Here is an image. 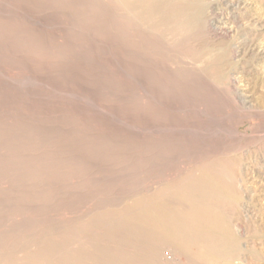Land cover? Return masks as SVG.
<instances>
[{
    "label": "rangeland",
    "instance_id": "obj_1",
    "mask_svg": "<svg viewBox=\"0 0 264 264\" xmlns=\"http://www.w3.org/2000/svg\"><path fill=\"white\" fill-rule=\"evenodd\" d=\"M125 1L0 0V264H202L161 249L137 216L156 202L183 211L207 172L245 204L214 202L247 238L237 264H264V31L244 27L264 0L191 26ZM219 49L226 61L205 58Z\"/></svg>",
    "mask_w": 264,
    "mask_h": 264
},
{
    "label": "bare ground",
    "instance_id": "obj_2",
    "mask_svg": "<svg viewBox=\"0 0 264 264\" xmlns=\"http://www.w3.org/2000/svg\"><path fill=\"white\" fill-rule=\"evenodd\" d=\"M128 0H126L125 2H127ZM136 1H138V2H140L141 4H143L142 6H140L141 8L144 6V5H147V6H155L156 8H159V7H162L163 5H167L168 7H170L171 9V17H177V18H180L181 20H182V22L183 23H185V24H187V25H189V26H191V25H199V24H201V22L202 21H204V19H205V13H206V11H207V9L208 8H213L214 7V10L216 11V10H219L220 9V7L222 8V6H226V8H228V10H232V9H234L235 7V9H237L238 8V4H237V6H236V3H234V0H136ZM252 1V0H251ZM259 1V0H258ZM129 2V1H128ZM131 2H132V0H131ZM137 2V3H138ZM175 2H179V3H181L180 5L178 4L177 6H172V5H174V3ZM248 2H249V0H245V2H244V4L246 3V4H248ZM255 2V1H254ZM253 2V3H254ZM119 3H120V1H119ZM122 3V2H121ZM133 3V2H132ZM252 3V2H251ZM256 3V2H255ZM258 3V2H257ZM256 3V4H257ZM123 4V3H122ZM129 4V3H128ZM134 4H136V3H134ZM133 4V5H134ZM245 4V5H246ZM124 5V4H123ZM125 5H127V4H125ZM176 5V4H175ZM251 5V4H250ZM253 5V4H252ZM255 5V4H254ZM126 7V6H125ZM124 7V8H125ZM130 7H131V5H130ZM134 7V6H133ZM254 7V6H253ZM252 7V8H253ZM260 7V9L259 8H257V9H259V11H253V13L251 12H246V13H244V16L246 17L245 18V20L247 21L246 23L244 22V27L246 26V28H248L249 30H251V31H256V32H259V31H264V5L263 6H259ZM144 8V7H143ZM142 8V9H143ZM146 8V7H145ZM225 8V9H226ZM249 8V7H248ZM132 9H134V8H131V11H133ZM138 9V8H137ZM149 9V8H148ZM161 9V8H160ZM225 9H223V10H225ZM136 10V9H135ZM139 10V9H138ZM227 10V11H228ZM242 10H244V9H242ZM247 10V9H246ZM128 11V10H127ZM143 11V10H142ZM158 11V10H157ZM129 12V11H128ZM136 12V11H135ZM134 12V13H135ZM155 12V11H154ZM210 12V11H209ZM218 12V11H217ZM234 12V11H233ZM169 13H170V11H169ZM212 13V12H211ZM211 13H209V14H211ZM219 13V12H218ZM217 13V14H218ZM224 13V12H223ZM222 13V14H223ZM141 14H143V13H141ZM147 14V13H146ZM208 14V15H209ZM229 14H231L230 12H229ZM228 14V15H229ZM234 14V13H233ZM131 15V14H130ZM133 15V14H132ZM144 15H145V13H144ZM152 15V14H151ZM150 15V16H151ZM238 15V14H237ZM236 15V16H237ZM159 16H160V14H159ZM169 15H168V12H167V17H168ZM219 16H221V15H219ZM230 16V15H229ZM241 16V15H240ZM243 16V15H242ZM170 17V16H169ZM234 17V16H233ZM152 18H153V16H152ZM166 17H165V15L163 16V21H164V19H165ZM176 18V19H177ZM215 18H217V16L215 17ZM214 18V19H215ZM222 18V17H221ZM141 19V18H140ZM139 19V20H140ZM144 19V18H143ZM147 19V18H146ZM168 19V18H167ZM155 20V19H154ZM156 20H158L157 18H156ZM218 20V19H217ZM222 20V19H221ZM160 21V20H159ZM171 21V20H170ZM208 21V20H207ZM223 21V20H222ZM230 21V20H229ZM149 22V21H148ZM156 22V21H155ZM158 22V21H157ZM161 22V21H160ZM168 22V21H167ZM175 22H176V20H175ZM179 22V21H178ZM215 22V21H214ZM218 22V21H217ZM223 22H225V21H223ZM163 24V23H162ZM174 24V23H173ZM208 24H209V22H208ZM217 24V23H216ZM232 24V23H231ZM164 25H165V23H164ZM167 25V24H166ZM170 25V27H171V24H169ZM227 25V24H226ZM239 25V24H238ZM163 26V25H162ZM182 26V25H181ZM211 26V25H210ZM215 26V25H214ZM217 26V25H216ZM230 26V25H229ZM151 27V26H150ZM154 27V26H153ZM167 27V26H166ZM169 27V26H168ZM205 27H207L206 26V24H205ZM217 27H219V26H217ZM163 28V27H162ZM208 28H209V26H208ZM222 28H223V30H224V27L222 26ZM221 27H220V29L219 30H221L222 29ZM228 27H226L225 26V29H227ZM233 28H234V26H233ZM233 28H230L231 30H233ZM195 29H196V27H195ZM201 29V28H200ZM211 29V28H210ZM216 29V28H215ZM229 29V28H228ZM229 29V30H230ZM222 30V31H223ZM166 31V30H165ZM172 31V30H171ZM176 31V30H175ZM211 31V30H210ZM215 31V30H214ZM216 31H217V29H216ZM225 31V30H224ZM228 31V30H227ZM250 31V32H251ZM221 32V31H220ZM230 32V31H229ZM235 32V31H234ZM169 33V32H168ZM172 33V32H171ZM212 33V32H211ZM226 33V32H225ZM232 33V32H231ZM242 33V32H241ZM252 33V32H251ZM183 34V33H182ZM205 34V33H204ZM215 34V33H214ZM218 34V33H217ZM223 34V33H222ZM227 34V33H226ZM230 34V33H229ZM237 34V33H236ZM258 34V33H257ZM176 35V34H175ZM245 35V34H244ZM243 35V36H244ZM247 35V34H246ZM178 36V35H177ZM216 36H218V35H216ZM224 36H225V34H224ZM231 36H232V34H231ZM242 36V35H241ZM242 36V37H243ZM254 36V35H253ZM258 36V35H257ZM220 37H221V35H220ZM241 37V38H242ZM252 37V36H251ZM201 38V37H200ZM218 39H219V37H217ZM224 38V37H223ZM232 39V38H231ZM245 39H246V37H245ZM249 39V38H248ZM262 39V38H261ZM249 41V40H248ZM206 42V41H205ZM241 42V41H240ZM242 43V42H241ZM263 43V42H262ZM237 45V44H236ZM264 45V44H263ZM200 46V45H199ZM213 46V45H212ZM227 46V45H226ZM233 46V48H234V45H232ZM238 46V45H237ZM240 46V45H239ZM225 47V46H224ZM260 47V46H259ZM201 48V47H200ZM211 48V47H210ZM232 48V49H233ZM241 48V47H240ZM240 48H237V49H239L240 50ZM258 48V47H257ZM264 48V47H263ZM215 49V48H214ZM231 49V52L232 53H234L235 52V50H237V49H233L232 50ZM253 49H255V48H253ZM239 50H237V53H240L239 52ZM251 51H252V49H251ZM258 51V50H257ZM250 52V51H249ZM228 53V52H227ZM236 53V52H235ZM235 53H234V55H235ZM258 53H260L261 55H263L264 54V50H261L260 52L258 51ZM202 55V54H201ZM226 50L225 49H219V51L218 52H215L214 50H210L209 52H208V54L205 56V58L208 56V58L211 60L210 62H215V61H221V60H225V58H227L226 57ZM229 55H231V54H229ZM233 55V54H232ZM239 55V54H238ZM248 55V54H247ZM204 56V55H203ZM202 56V57H203ZM201 57V56H200ZM201 57V58H202ZM229 57V56H228ZM233 57V56H232ZM250 56H248V58H249ZM201 58H200V62H201ZM237 58H238V56H237ZM244 58V57H243ZM242 58V59H243ZM203 59V58H202ZM231 59V58H230ZM204 60H206V59H204ZM233 60V59H232ZM240 60V59H239ZM239 60H237V61H239ZM209 60L207 59V62H208ZM226 61V60H225ZM231 61V60H230ZM202 62L205 64V62L202 60ZM206 62V64L205 65H207V64H209V63H207ZM221 62H223V61H221ZM220 62V63H221ZM233 62V61H232ZM235 62V61H234ZM217 63V62H216ZM229 63V62H228ZM238 63V62H237ZM230 64V63H229ZM209 66V65H208ZM215 66V68L217 67L216 65H214ZM222 66V65H221ZM221 66H218L217 68H221ZM239 66V65H238ZM212 67H213V65H212ZM240 68V67H239ZM222 69V68H221ZM231 69V68H230ZM219 70V69H218ZM260 71V70H259ZM220 73V72H219ZM224 73V71L223 72H221L220 73V75L221 74H223ZM233 75V74H232ZM260 75V74H259ZM226 76H228V75H226ZM230 76H231V74H230ZM220 77V76H219ZM231 77H233V76H231ZM226 78V77H225ZM219 79V78H218ZM235 79V78H234ZM237 79V78H236ZM222 80V79H221ZM230 80V79H229ZM262 80V79H261ZM231 81V80H230ZM233 81V80H232ZM241 81V80H240ZM248 81V80H247ZM233 84V83H232ZM240 84V83H239ZM238 85V84H237ZM236 85V86H237ZM240 86V85H239ZM237 88V87H236ZM248 88V87H247ZM232 89V88H231ZM232 90H234V89H232ZM240 91V90H239ZM249 91V90H248ZM239 95V94H238ZM241 96H243V98H245V100H248V99H250L251 97L249 96H247L246 94H244V95H241ZM238 98V97H237ZM239 101V100H238ZM241 101H243V100H241ZM244 102V101H243ZM259 103V102H258ZM248 106V105H247ZM236 164V163H235ZM214 165H217V164H214ZM220 165V164H219ZM219 165H218V167H219ZM227 165V164H226ZM226 165H224V166H226ZM208 166H210V165H208ZM231 166V165H230ZM229 167V166H228ZM231 167H233V166H231ZM235 167V166H234ZM240 167V166H239ZM211 168H213V167H211ZM215 168H217L216 166H215ZM214 168V169H215ZM221 168V167H220ZM241 168V167H240ZM219 169V168H218ZM231 169V168H230ZM236 169V168H235ZM246 169H248V168H246ZM213 170V169H212ZM239 170V169H238ZM243 169H241V171H242ZM264 170V169H263ZM262 170V171H263ZM226 171H228V170H225L224 172H226ZM214 172H215V170H214ZM230 172V174H231V172H232V174L234 175L235 173H233V171H229ZM235 172V171H234ZM243 172V171H242ZM212 173V172H211ZM217 172H215V174H216ZM223 173V172H222ZM222 173H220V174H222ZM215 174L213 175V174H209L208 172H207V174H205L203 177H202V179L195 185V184H193V185H195L194 187H188L187 189H185L184 190V192L183 193H181V189L180 190H177V192L179 191L181 194H180V200H181V202L184 204L183 206H185V208H184V210L183 211H181V207L182 206H179V205H177V206H179L180 207V209L177 207L176 209H179L178 211H176V210H171L172 208L171 207H173V209L176 207H174V205L173 206H171V207H167V206H165V204L163 205V204H160L159 205V203H161V202H156L155 203V205L156 206H153V204H151V202L149 201V203L152 205V207L150 208V206H149V208H147V205H146V208H143V207H141V205L140 204H136V205H134L135 206V208H136V206L138 205H140V209L141 208H143V209H146V211H141L142 212V214L138 211V213H140L141 215L140 216H137L136 214V216L137 217H139V221L137 220V218H136V220L138 221V222H141L142 224H143V226H142V228L143 227H149L150 228V232L152 233V238L153 237H155V239H154V241H156V238H158L157 239V241H159L160 240V243L161 242H163V246H164V244H170V245H172L173 247H175V248H178L179 250H180V252L184 255V256H186L189 260L188 261H190V260H197V261H200V262H202V264L203 263H211V264H214V263H222V264H235V262L236 261H241V260H243V258L245 257L244 256V253H247L246 251H248L249 249H247L246 247H245V245L243 246L242 244H241V242H240V240L241 239H244V241L247 239V238H244L243 236H241V237H243V238H241L240 239V237L238 236V231L236 232L235 231V229H234V226H233V224H232V218H234L233 216L229 219L227 216H226V214H224V212H223V209H222V207H224V206H222L221 208H220V206H217L216 204H214V202H215V200H218V202H222V201H226V202H228L227 203V205L228 204H231L234 208H236L234 205H244V207H245V204H243V199H242V195L241 194H239V193H237L236 191L238 190L237 189V186H234L233 184L231 185V183H229V178H225V177H223V176H215ZM231 174V175H232ZM238 174H240V173H238ZM242 174V173H241ZM263 174V173H262ZM198 176V175H197ZM201 176V175H200ZM200 176L198 177V178H200ZM240 177V176H239ZM238 177V178H239ZM241 177H242V175H241ZM264 177V176H263ZM197 178V177H196ZM245 178V177H244ZM193 179L194 178H192L191 180L193 181ZM235 180V179H234ZM243 180V179H242ZM236 181V180H235ZM235 181L233 182V183H235ZM237 181H239V180H237ZM189 182V181H188ZM195 182H197V181H194V183ZM239 182H242V181H239ZM243 183H244V181H243ZM262 183V182H261ZM191 184V183H190ZM247 184V183H246ZM184 185V184H183ZM248 185V184H247ZM186 186V185H185ZM239 186V185H238ZM241 186H243V185H240V187ZM234 187H236V189L237 190H235L234 189ZM240 187H238V188H240ZM245 186H243L242 188H244ZM248 187V186H247ZM245 189H247V188H245ZM245 189H244V191H245ZM250 189V188H249ZM173 190H175L176 191V189H173ZM169 191V188H168V190H167V192ZM174 191V192H175ZM242 191H243V189H242ZM242 191H240V192H242ZM171 192V191H170ZM173 192V191H172ZM173 192V193H174ZM250 192V191H249ZM248 192V193H249ZM164 193V192H163ZM173 193H171V194H173ZM176 193V192H175ZM174 193V194H175ZM245 193V192H244ZM161 194V193H160ZM170 194V195H171ZM173 194V195H174ZM257 194V193H256ZM163 195V194H162ZM166 195H169V194H164V196H166ZM176 195V194H175ZM241 195V196H240ZM253 195V194H252ZM162 197V199L163 198H165V197H163V196H161ZM172 197H176V198H178L177 197V195L176 196H172ZM155 198V197H154ZM171 198V197H170ZM244 198V197H243ZM246 198V197H245ZM256 198V197H255ZM153 199V198H152ZM161 199V198H160ZM159 199V200H160ZM161 199V200H162ZM166 200L168 199V197L167 198H165ZM164 199V200H165ZM160 200V201H161ZM178 200V199H177ZM155 201H158V197H157V200H155ZM247 200L245 199V202H246ZM147 202V201H146ZM166 202V201H165ZM169 202V201H168ZM178 202V201H177ZM180 202V203H181ZM217 202V201H216ZM225 202V203H226ZM244 202V203H245ZM248 202V201H247ZM141 203V202H140ZM145 203V202H144ZM171 204H172V202H170ZM174 203V202H173ZM250 203V202H249ZM262 203V202H261ZM144 204H142V206H143ZM167 205V204H166ZM168 205H169V203H168ZM226 205V204H225ZM249 205V204H248ZM247 205V206H248ZM133 206V207H134ZM145 206V205H144ZM230 206V205H229ZM242 206H240V209H241V207ZM247 206H246V210H247ZM132 207V208H133ZM226 207V206H225ZM138 208V209H139ZM171 208V209H170ZM228 208V207H227ZM226 208V211L228 210ZM230 208V207H229ZM148 209V210H147ZM239 209V210H240ZM136 210V209H135ZM229 210H232V209H229ZM244 210H245V208H244ZM255 210V209H254ZM226 211H225V213H226ZM236 211H238L237 209H236ZM235 211V212H236ZM243 211V210H242ZM134 212V209H133V211H132V213ZM137 212V211H136ZM131 213V214H132ZM137 213V214H138ZM227 213H228V211H227ZM231 213V212H230ZM233 213V212H232ZM237 214V213H236ZM253 214V213H252ZM134 215V216H135ZM238 215V214H237ZM244 215V214H243ZM132 216H133V214H132ZM131 216V217H132ZM135 216V217H136ZM231 216V215H230ZM234 216H235V219H236V215L234 214ZM248 216V215H247ZM130 217V216H129ZM128 217V218H129ZM135 217H133V218H135ZM238 217H239V215H238ZM246 217V216H245ZM254 217H256V216H254ZM240 218V217H239ZM259 218H260V216H259ZM130 219V218H129ZM232 219V220H231ZM235 219H234V223H235ZM126 220V219H125ZM128 220V219H127ZM132 220H134V219H132ZM136 220H134L135 222H137ZM237 220V219H236ZM130 221V220H129ZM128 221V222H129ZM238 221V220H237ZM125 222H127V221H125ZM128 222H127V224H128ZM133 222V221H132ZM132 222L130 223V225L132 224ZM242 222V221H241ZM136 224V223H135ZM141 224V225H142ZM238 225H239V223H237ZM257 224V223H256ZM129 225V224H128ZM132 225H134V224H132ZM131 225V226H132ZM136 225H139L138 223L136 224ZM144 225H146V226H144ZM247 225V224H246ZM130 226V227H131ZM235 226H236V224H235ZM240 226H241V223H240ZM133 227V226H132ZM146 227V228H147ZM142 228H140V229H142ZM145 228V230H147ZM245 228V227H244ZM244 228H242V230L241 231H245V230H243ZM136 229H137V226H136ZM139 229V228H138ZM139 229V230H140ZM144 230V229H143ZM144 230V231H145ZM149 230V229H148ZM237 230V229H236ZM239 230V229H238ZM254 230V229H253ZM137 231V230H136ZM138 232V231H137ZM142 231H140V235H142V233H141ZM150 232H147V234L148 233H150ZM240 232V231H239ZM135 233V232H134ZM138 233H136V234H138ZM260 233V232H259ZM145 234H146V231H145ZM145 234H143V235H145ZM241 234H242V232H241ZM246 234V233H245ZM249 234V233H248ZM263 234V233H262ZM149 235V234H148ZM260 235V234H259ZM146 236V235H145ZM144 236V237H145ZM260 236H263V235H260ZM140 237H143V236H140ZM150 238V237H149ZM144 239V238H143ZM259 239H261V237L259 238ZM263 239V238H262ZM147 241H148V239H146ZM152 240V239H151ZM249 240H250V238H249ZM149 241H150V239H149ZM251 241V240H250ZM151 242H153V241H151ZM242 242H243V240H242ZM247 242H249V241H247ZM160 243L158 244V247L159 248H161V246H160ZM250 243V242H249ZM253 243V242H252ZM157 244V243H156ZM244 244H245V242H244ZM261 244H264V243H261ZM154 245V244H153ZM246 245H247V243H246ZM156 246V245H155ZM154 246V247H155ZM249 246V245H248ZM260 246V245H259ZM150 247V246H149ZM152 247V246H151ZM150 247V248H151ZM157 247V246H156ZM194 247H198V249L199 248H202V249H200V250H198L197 252H193L192 251V249L194 248ZM170 248V247H169ZM249 248H250V246H249ZM161 249H166L165 248V246H164V248H161ZM172 249V248H171ZM262 249V248H261ZM260 249V250H261ZM152 251V250H151ZM167 251H169L168 253H172L173 254V251L172 250H170V249H168ZM178 251V250H177ZM195 251V250H194ZM252 251V250H251ZM253 251H254V246H253ZM256 252H257V249L255 250ZM255 251H254V254L252 253V255H255ZM262 251V250H261ZM260 251V252H261ZM175 252V251H174ZM179 252V253H180ZM249 252V251H248ZM258 252H259V250H258ZM258 252H257V254L255 255V256H257V255H259L258 254ZM263 252V251H262ZM150 253V252H149ZM152 253V252H151ZM164 253V252H163ZM178 253V254H179ZM155 255V253L153 252L152 253V255ZM157 254V253H156ZM171 254V255H172ZM251 254V253H250ZM261 254V253H260ZM158 255V254H157ZM163 256H164V254H162ZM170 255V256H171ZM246 255V254H245ZM156 256V255H155ZM159 256V255H158ZM174 256H176V254L174 255ZM254 256V257H255ZM263 256V255H262ZM151 257V256H150ZM167 257V256H166ZM258 257V256H257ZM256 257V258H257ZM156 258H158L157 256H156ZM160 258H161V256H160ZM159 258V259H160ZM164 258L165 257H163V260H164ZM173 258V257H172ZM179 258H181V257H179ZM256 258H255V260H256ZM258 258H260V257H258ZM262 258V257H261ZM149 259H151V258H149ZM159 259H157L156 261L157 262H159V261H162V260H159ZM244 259H246V258H244ZM148 260V259H147ZM154 260V259H153ZM253 260V259H252ZM152 261V260H151ZM244 261H246V260H244ZM258 262H260L261 260L260 259H258L257 260ZM256 261V262H257ZM141 262H143V261H141ZM148 262V261H147ZM147 262H146V264H147ZM153 262V261H152ZM151 262V263H152ZM164 262V261H163ZM163 262H161V263H163ZM165 262H167V261H165ZM249 262V261H248ZM251 262V261H250ZM253 262V261H252ZM139 263V262H138ZM145 263V260H144V262H143V264ZM149 263V262H148ZM151 263H149V264H151ZM191 263V262H190ZM244 263V262H243ZM242 263V264H243ZM255 263V262H254ZM261 263H262V261H261ZM154 264V263H153ZM166 264V263H165ZM167 264H168V262H167ZM197 264V263H196ZM236 264H237V262H236ZM255 264H257V263H255Z\"/></svg>",
    "mask_w": 264,
    "mask_h": 264
}]
</instances>
